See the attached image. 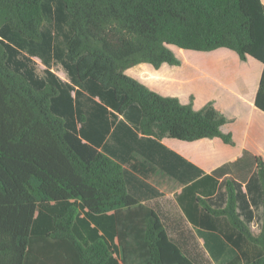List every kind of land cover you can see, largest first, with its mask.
<instances>
[{"label": "trees", "instance_id": "1", "mask_svg": "<svg viewBox=\"0 0 264 264\" xmlns=\"http://www.w3.org/2000/svg\"><path fill=\"white\" fill-rule=\"evenodd\" d=\"M67 15L65 60L79 81H92L112 94L119 114L135 104L139 132L156 140L193 142L218 138L233 145L220 127L232 122L211 101L199 110L161 96L125 75L140 63L154 69L179 66L180 53L225 49L240 61L263 67L253 105L264 114V5L260 0H58ZM42 0H0V264H111L113 252L101 240L84 246L72 233L78 203L91 215L113 213L120 264H193L167 237L152 209L126 190L121 165L102 153L82 161L64 139L63 120L51 112L52 86L34 90L8 68L10 49L3 30L21 40H42ZM262 192L258 236L236 214L227 185L224 208L198 200L211 216H223L262 254L264 264V163L255 157ZM50 217L52 229L33 233L35 212ZM40 212V211H39ZM54 214V215H53Z\"/></svg>", "mask_w": 264, "mask_h": 264}, {"label": "crops", "instance_id": "2", "mask_svg": "<svg viewBox=\"0 0 264 264\" xmlns=\"http://www.w3.org/2000/svg\"><path fill=\"white\" fill-rule=\"evenodd\" d=\"M260 1L264 5V0ZM56 10L53 1L46 8L48 25L45 30L41 25V42H21L8 30L2 31L1 38L10 49V67L24 76L32 88L52 86L57 90L51 112L63 120L64 139L71 150L85 162L102 153L119 163L129 195L153 210L167 237L193 264H249L258 258L262 254L259 247L246 241L225 217L209 215L198 200L213 209L224 208L229 184L235 196L236 214L254 236L259 235L263 208L255 157L264 163V114L253 102L263 65L249 56L244 62L238 59L249 69L251 79L256 76L253 83L246 81L242 86L240 98L245 108L240 115L228 114L222 103L209 95L199 99L195 93L183 94L154 83L158 80L182 84L191 78L186 67L196 70L201 66L198 62L186 59L179 66L162 64L158 69L140 63L126 69V76L161 96L177 98L182 105L189 104L192 97L194 111L211 101L218 112L233 120L220 127L223 134L232 137V146L218 138L193 142L156 140L140 134L137 105L119 114L110 92L92 81L78 80L74 66L64 58V44L70 34L57 23ZM214 58L223 60L220 54ZM71 205L78 211L73 235L84 246L103 240L117 259L113 213L91 215L78 203H69L62 209ZM39 211L35 212L32 232H48L52 229L50 217Z\"/></svg>", "mask_w": 264, "mask_h": 264}, {"label": "rangeland", "instance_id": "3", "mask_svg": "<svg viewBox=\"0 0 264 264\" xmlns=\"http://www.w3.org/2000/svg\"><path fill=\"white\" fill-rule=\"evenodd\" d=\"M52 1L56 2L57 4V10L55 13L57 23L61 24L62 26L64 25L66 27L65 21L67 19V15L64 11L62 3L58 0H42L41 2V12L43 16L42 28L44 30L48 25V21L46 19L47 15L45 14V11L46 8L49 7ZM19 40L21 39L19 38ZM21 42H25V41L21 40ZM169 49L174 55V57L178 59L180 62L187 59L190 62H198L201 66L196 70L186 67L187 74L191 78L182 84H174V83L168 84L166 82L154 80V83L157 86L166 89L170 88V89L179 90L183 94H187L188 92L195 93L199 97V99H202L206 95H209L210 97H214L215 99H218V101H220V103H222V105L229 111L228 114L233 113L236 115H240L239 112L244 111L245 105L241 102V98H240L243 92L242 86L245 85L246 81L248 82V84L253 83V81H255L256 79V76L254 74L252 79L249 77L247 71L249 69L244 67L246 65L243 66V63H241L238 60V58L235 56L234 53L225 49L217 50V53L215 52L202 53L196 51H185L184 53H180L178 52L179 50L177 48L172 46H169ZM216 54H220L222 56L221 59L223 60H217L216 58H214L216 57ZM247 64L249 66V63ZM7 68L12 73L19 76L23 81L28 83V80L18 72H15L10 67V65H7ZM52 114L54 113L52 112ZM103 243L106 244V242L104 241ZM111 264H120V263H118V260L115 259L111 261Z\"/></svg>", "mask_w": 264, "mask_h": 264}]
</instances>
